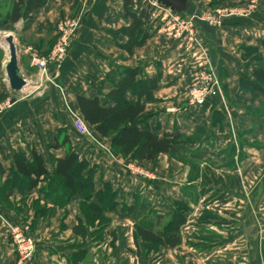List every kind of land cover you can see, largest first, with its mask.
<instances>
[{"label": "crops", "instance_id": "obj_1", "mask_svg": "<svg viewBox=\"0 0 264 264\" xmlns=\"http://www.w3.org/2000/svg\"><path fill=\"white\" fill-rule=\"evenodd\" d=\"M132 1L135 13L150 8L148 28L153 33L132 56L119 48L126 37L117 32L130 23L124 16L122 0H48L31 20L9 25L16 32L14 44L21 49L17 51L18 68L24 77L30 74L34 80L14 96L4 74L7 52L0 48V95L4 97L0 103L16 98L0 114V184L10 176L14 154L30 149L36 150L51 172L52 162L62 159L66 152L65 148H50L62 131L58 141L67 136L74 152L97 168L95 189L109 184L118 193L117 213H103L107 223L101 229L100 242L91 236L97 229L85 223L78 197L69 198L64 209L53 208L48 218L37 221L35 257L26 264H264V95L251 87L255 84L253 71L264 70V0H260L259 12L248 19L230 20L218 27L197 21L200 43L171 39L157 0ZM212 1L189 3L193 12L203 13ZM70 15H81L83 24L66 60L62 65L49 66L46 79L37 80L36 69L30 66V51L45 55L46 43L53 36L51 24ZM24 35L27 38L17 45L15 38ZM249 47L258 50L260 62L247 65L242 61L243 48ZM120 64L139 66L144 76L159 81L155 102L146 104L152 130L159 126V135L179 133L188 137L200 130L194 143L177 149L197 162H209L219 170L214 176L221 180L203 193L198 185L193 197L196 201L191 202L184 194L188 170L182 180L164 175L156 182H146L107 153V140L96 133L89 139L77 131L73 121L81 115L76 97H99L104 104L105 95L118 80ZM202 70L212 74L218 90L203 105L187 107L189 90L196 86ZM37 86L45 88L42 93ZM43 184L26 191L23 198L54 207L39 191ZM209 195L214 197L206 201ZM138 197L165 214L172 212L175 201L189 207L186 224L180 229L181 244L162 250L158 260H153L155 254L148 258L140 254L134 221L121 214V208L134 205ZM13 198L19 204L22 196L17 188L8 193V201ZM3 203L0 201V264H18L8 236L18 217ZM79 219L85 237L74 233Z\"/></svg>", "mask_w": 264, "mask_h": 264}, {"label": "trees", "instance_id": "obj_2", "mask_svg": "<svg viewBox=\"0 0 264 264\" xmlns=\"http://www.w3.org/2000/svg\"><path fill=\"white\" fill-rule=\"evenodd\" d=\"M47 1H13L4 14L0 13V25L14 26L31 20L33 13L42 10ZM122 1L124 16L130 23L117 32L126 37L125 44L119 48L131 55L134 49L142 47L153 34L148 28L150 8L144 7L135 13L131 10L132 0ZM228 1L213 0L209 6H218ZM53 38L50 39V46L54 43ZM241 59L247 65L254 61L260 62L258 50L250 47L243 48ZM253 78L255 84L251 87L264 95V70H254ZM158 83V79L144 76L139 66L118 69V80L113 82L112 89L105 95L104 104L99 97L93 99L76 97L81 119L87 128H92L99 137L108 140L112 150L130 162L153 163L159 156L164 155L184 165H190L191 174L188 177V184L184 186V194L187 197L188 193L195 194L198 185L203 187V193L206 187L218 185L221 178L216 179L209 169L200 172L199 168L191 164L186 155L177 149L180 145L194 143L200 135V130L189 137L179 133L159 135L157 132L160 131V127L156 126V129L152 130L148 123L151 114L145 112L146 104L155 102L154 92L158 88ZM3 98V95H0V100ZM60 133L62 131H59V136ZM58 135L55 136V144L50 148H65L66 152L62 159L52 162L51 172L46 169L44 160L35 149L14 154V167L10 171V176L0 184V201L8 203V193L17 188L21 192L23 211L29 213L30 211L24 207L25 198L22 194L44 183L39 191L44 200L50 202L52 206L62 208L68 204L69 198L80 199V213L87 226L97 229L91 236L94 237V241L100 242L101 229L107 223L103 213H117L118 203L115 200L118 193L109 184H103L100 190H96L94 177L97 168L74 152L67 136H63L59 142ZM193 201L196 199H191V202ZM34 204L38 206L36 209L34 207L36 211L33 210L32 221L29 223L31 228L39 219H45L50 210L46 205H40L39 200H35ZM172 204L173 210L168 214L153 210L151 204L142 197H138L134 205L121 208L122 216L134 221V238L144 258H148L150 254L160 256L162 250L174 249L181 244L180 229L186 224L185 215L189 207L180 201ZM74 233L81 237L86 236L82 219H79Z\"/></svg>", "mask_w": 264, "mask_h": 264}, {"label": "rangeland", "instance_id": "obj_3", "mask_svg": "<svg viewBox=\"0 0 264 264\" xmlns=\"http://www.w3.org/2000/svg\"><path fill=\"white\" fill-rule=\"evenodd\" d=\"M12 2H13V0H3L0 3V13L4 14L5 11L10 7ZM158 7H160L161 9H163L162 11H164L163 7H161L159 5H158ZM259 10H260V0H247L245 2L236 3V4L224 3V4H220L218 6L217 5L216 6H209L208 5L207 9L202 14H205L206 17L210 18L209 20L213 24V26H217L218 27V26L222 25L223 23H225L227 21H230V20L248 19V18L252 17L253 15H255L256 13H258ZM165 13H166V11H164V18H166V20L164 22L167 24V30H168V33H169L171 39L177 40V41H181L184 38H186L188 40L187 36H183L182 38L174 37V35L169 30V27H168V19L169 18H168V15H165ZM80 16L76 17V16L70 15L67 18H62L61 20H59L56 25L51 24L50 27L53 28L52 29V35L53 36L51 38L54 37L53 38L54 39L53 45L50 46L51 40L48 39V42L46 43V46H45L46 49L48 50V52H46V54L43 55V56L39 55L37 53V51H36V53H34L33 51H30V54H31L30 55V61H31L32 55H34V54L40 59L46 58L52 52L55 44L57 43V41L59 39L58 30H57L58 27H60V26L68 27L72 23V21H77L78 20L79 21L78 22V27L76 29L74 38L72 39V44L70 45V49H71L72 46H73V43L75 41L77 32H78L80 26L83 24L82 18ZM220 18H221V21H219V23H218V19H220ZM194 26H195V24H194ZM194 33H195V41L194 42H199L200 43L199 39H197V36H196V34H197L196 30H194ZM5 34H10L13 37V42H14V36H16L15 30L11 29V27L9 25H7V26L0 25V40L2 39V37ZM27 36L28 35L20 36V38L16 37L15 38V42H17V45H18V43H19V45L22 44L23 39L27 38ZM15 47H16V45H15ZM0 48L3 49V51L5 50V48L2 47L1 45H0ZM70 49H69V51H70ZM16 50L19 52V50H21V49H20V47H17ZM5 52H7V50H5L4 53ZM0 53H2V50H0ZM132 54H133V52H132ZM132 54L131 55L127 54V55L128 56H132ZM67 56H68V54H67ZM121 60L124 61L123 58H121ZM51 65L54 66L55 64H48L47 65V68H46V73L47 74L46 75H48L49 68H50L49 66H51ZM30 66L34 69V67L32 66L31 62H30ZM123 68H125V67L120 64L118 69H123ZM36 72H37V69H36ZM209 74H211V73H206L203 70L198 74V80H197L196 86L191 87L190 90H189L188 98H187V104H188L187 107L201 106V105H203L205 103V101L208 98L214 96L215 91L218 90V88L216 87L217 81H215V79H213V77L211 75V80H212L211 82L213 83V85H211V86H209L210 84L207 85V82L209 80L206 81V79L209 77ZM36 76H38V75L36 74ZM25 78H27L30 82L32 80H34L32 75H30V74L29 75L27 74L25 76ZM45 79H43V80H45ZM37 80H39V77H38ZM37 88H38V86H37ZM44 89L45 88H41V89L38 90V92L42 93ZM196 89H199V90H197V91H195L193 93V91L196 90ZM200 94H202L203 100H202L201 104H198L197 103L198 100L202 97V96H199ZM5 102L6 101L0 103V107L3 104H5ZM73 123H74V121H73ZM88 131H89V135L87 137L89 139L93 135L95 136V131L92 128H90V129L88 128ZM101 142L103 143V141L100 140V145H101ZM107 142H108V140H107ZM107 153L110 154V156H112L113 158H115L116 161L121 163L122 166L127 171H129L131 173H136L138 175H141L142 178L146 182H149V183L150 182H156L158 180V177L164 176V175H165L164 177H166L167 179L169 178L170 180H175V179L176 180H178V179L182 180V178H184L183 176L186 175V173H185L186 170H188V174H187V177H186L185 185L188 184L187 183L188 177L191 174L190 165H186V164L184 165V164L179 163L177 160H174V159H172L170 157L157 158L156 161L153 162V163L137 164V163L130 162V161L126 160V159H123L116 151L112 150L111 148L110 149L108 148ZM186 158L191 164H195L199 168L200 172H204L207 169H209L210 173H212V175H215L216 171H219L217 168H215L209 162H197L194 159L189 158L188 156H186ZM236 164H238V162ZM235 167H236V165H235ZM192 175H194V172H193ZM197 181H199V180H197ZM196 187H198V186H196ZM197 191L198 190H196L195 194L188 193V195H189L188 197L190 198V200L193 199V197L197 196ZM213 197H214V195L213 196L209 195L207 197L206 201L209 200V199H212ZM19 200H20L19 204L17 203L16 198H13L12 200H9L8 203H3V205L7 208V210L13 212L18 217L17 221H15L16 223L14 225H12V226L19 225L20 223L24 224L25 226H28L29 234H30V236L33 238V240L35 242L34 233L37 230V223H34V226L32 228L30 227L29 223L32 221V217H33V214H34L33 210H35L38 205L34 204L35 200H33L32 198L25 200V206L24 207H26V210L28 209L30 211L29 213H27V212L25 213L23 211L24 208H22L23 206L21 204V199H19ZM34 207H35V209H34ZM53 208L64 209V207L61 208L59 206L51 207V208H49L50 209L49 210V214L47 213L48 215H47L46 218H48L51 215ZM164 223H165V221L163 222V224ZM133 234H134V232H133ZM160 258H161V253H160V256L155 255L153 260H158Z\"/></svg>", "mask_w": 264, "mask_h": 264}, {"label": "built area", "instance_id": "obj_4", "mask_svg": "<svg viewBox=\"0 0 264 264\" xmlns=\"http://www.w3.org/2000/svg\"><path fill=\"white\" fill-rule=\"evenodd\" d=\"M168 15V27L171 33L176 38H182L183 36H187L189 40L195 41V33H194V24L196 21H201L208 25L213 26L210 22V18L206 17L205 14H200L199 17L195 16H182L181 14L175 13L170 11L169 9H165ZM221 21V18L218 19V23ZM78 20L72 21V23L68 27L60 26L58 27V41L55 44L52 52L43 59L38 58L35 54L31 57V64L34 68L37 69V75L40 80L45 79L46 76V68L48 64H55V65H62L67 57V54L70 49V45L72 44V39L74 38L76 29L78 27ZM211 75L209 74V79L207 78L206 81L207 85L211 86L213 83L211 82ZM27 86L29 84V80L25 78ZM196 89L193 91H197ZM192 93V94H193ZM199 96H202L200 94ZM203 100V96L198 100V104H201ZM11 104L9 101L5 102L0 107V114L10 108ZM74 124L77 131L85 136L89 135L88 128L83 120L79 117L74 118ZM9 240L13 245L15 254L17 255L18 264H26L32 262L35 257V242L33 238L29 234L28 226L20 223L19 225L12 226L8 233Z\"/></svg>", "mask_w": 264, "mask_h": 264}, {"label": "water", "instance_id": "obj_5", "mask_svg": "<svg viewBox=\"0 0 264 264\" xmlns=\"http://www.w3.org/2000/svg\"><path fill=\"white\" fill-rule=\"evenodd\" d=\"M189 2L190 0H157V5L178 14L199 17L200 14L193 12V5ZM3 40L8 56L7 62L4 66L5 79L10 92L14 96H17L27 87V83L18 68L19 54L13 42V37L10 34H7ZM15 101L16 98L13 97L9 103L12 105Z\"/></svg>", "mask_w": 264, "mask_h": 264}, {"label": "bare ground", "instance_id": "obj_6", "mask_svg": "<svg viewBox=\"0 0 264 264\" xmlns=\"http://www.w3.org/2000/svg\"><path fill=\"white\" fill-rule=\"evenodd\" d=\"M5 35H7V34H5ZM5 35L2 37V39L0 40V43L4 46V48L6 49V46L4 45V37H5Z\"/></svg>", "mask_w": 264, "mask_h": 264}]
</instances>
